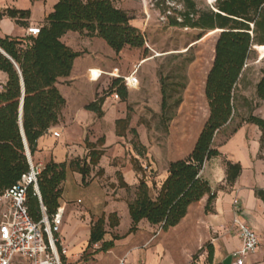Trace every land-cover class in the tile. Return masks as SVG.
Returning <instances> with one entry per match:
<instances>
[{
    "label": "trees",
    "instance_id": "obj_1",
    "mask_svg": "<svg viewBox=\"0 0 264 264\" xmlns=\"http://www.w3.org/2000/svg\"><path fill=\"white\" fill-rule=\"evenodd\" d=\"M173 1L182 5L184 12L180 14L181 21L173 20L171 27L222 31L205 85L209 117L191 154L169 164L168 177L157 191L156 198L152 197L145 179L139 182L134 199L128 201L132 222L130 233H135L142 221L167 232L177 227L187 216L189 208L207 195L209 200L206 212L212 211L215 195L200 174L208 161L221 156L214 147L215 137L234 122L237 116V93L246 64L254 48L264 46V0H215L212 10H200L195 0ZM29 17L28 11L0 10V20L10 18L26 27H29ZM132 21L133 18L116 7L111 0H57L37 36L15 39L0 35V49L10 58L0 53V73L7 77L5 85L0 83V195L16 186L22 176L30 171L20 130L22 98V124L31 157L37 152L38 140L59 123L66 100L57 87L58 81L71 75L75 61L82 55L67 46L62 38L68 33H78L90 39L103 40L116 55L125 49L143 50L147 53L146 35L133 26ZM191 62V59L188 60V63ZM123 80V77L112 80L108 96L117 94L121 101L126 102L129 90ZM185 88L186 85H183L182 89ZM161 91L164 117L169 110L168 97L164 87ZM256 96L258 100H264V72L256 85ZM103 101V98L97 99L86 109L101 115L100 105ZM181 104L180 97L175 107L179 108ZM129 119L127 117L117 123L119 137H123L119 133V127L128 124ZM243 124L257 126L263 132L264 142V119L253 114L242 118L228 138ZM130 133L137 139L132 142L133 150L144 158L147 154L146 147L139 141L134 129ZM85 144L87 148L92 147L88 139ZM102 155V151L93 149L89 151L87 158L75 159L69 164L52 161L47 163L38 177L41 199L33 188L28 190L27 208L32 220L40 222L42 207L50 218L58 213L68 169L79 173L83 185H88L87 178L98 166ZM226 167L227 183L232 185L242 169L239 164L226 163ZM137 171L142 170L139 168ZM120 187L130 189L123 180ZM256 196L264 202V191H256ZM108 222L110 229H116L120 225L117 214L109 215ZM106 234V218L102 216L91 228L87 251L98 244L101 247L95 254L113 249L115 241L120 237L113 236L112 241L104 242ZM87 251L82 257L84 261L92 255ZM203 251L207 253L205 264H211L214 251L210 244H206L190 264H200L199 255Z\"/></svg>",
    "mask_w": 264,
    "mask_h": 264
},
{
    "label": "crops",
    "instance_id": "obj_2",
    "mask_svg": "<svg viewBox=\"0 0 264 264\" xmlns=\"http://www.w3.org/2000/svg\"><path fill=\"white\" fill-rule=\"evenodd\" d=\"M55 2L57 3V0ZM52 3L53 7L44 10L42 17L37 19V22H41V26L53 11L56 3L54 0ZM8 23L11 22L8 21ZM29 27L40 28V26L34 25H29ZM12 29L9 27L4 33L1 31L0 33L3 36L11 37ZM62 41L82 55L75 61L71 75L58 81L57 87L65 98L66 105L61 111L58 125L38 140L37 152L33 158L43 166L51 161L58 164H69L72 160L87 158L89 150L83 145L84 142L88 139L90 144H95L98 135H105L102 132L95 135L93 127L98 117L86 108L99 98L101 90L104 95L108 96L109 91L105 86L108 85L110 88L109 82L105 86H101V82H96L101 74L98 70L104 72L109 66L108 61L117 57L98 39L83 37L78 33H68L62 38ZM98 42L106 55H100L94 48V44ZM115 78L112 77V79ZM0 80L2 81L0 83L5 85L6 75L0 73ZM128 90L130 92L129 87ZM108 97L115 100L113 95ZM75 127L79 129V143L71 142L69 137H65V133ZM203 127L198 130L193 144L188 147L187 157L193 151ZM228 127L224 128L214 140V147L218 149L221 156L208 161L200 174L201 178L209 183L212 194L215 195L211 205L212 211L206 212L209 200L207 195L189 208L187 216L177 227L167 232L162 231L158 226H151L146 221H142L137 231L130 233L132 222L126 192L123 189L120 191L118 188L108 191L104 185H100L98 179L93 180V178L92 183L83 185L82 176L68 169L67 178L70 174L76 176L80 180L81 186L91 190L85 205L80 207L79 205L84 204L80 199L76 201V204L64 200L65 183L63 185L59 209L62 216L60 236L62 248L67 253L62 255V264H65L67 260L80 264H121L123 260L124 264H190L193 257L206 244L213 247L214 254L211 264H235L233 254L239 251L242 245L236 230L232 228L235 199L239 200L238 216L260 239L259 250L249 256L245 260V264H264V202L256 196V191H264L263 132L255 125L243 124L235 134L228 138L230 131L225 140L219 143V136ZM54 132H61V138H54ZM121 142L115 138V144L112 145L115 151L113 161L116 160L114 164L118 168L120 166L121 169L108 167L105 168L106 171L102 169L104 179H109L112 184H116V174L121 172L125 183L130 188L137 187L142 179L147 180L148 177L145 178L146 173L137 171L138 169L122 168L120 160H118L125 151ZM109 147L111 145L109 141H106V145L102 149L105 150ZM171 162L173 161H169L165 167L160 162L152 163L150 170L154 172L153 198H156L157 191L167 179ZM226 163L239 164L242 169L232 185L227 183ZM93 195H95L94 198ZM111 214H117L120 219V225L116 229L109 227L108 217ZM102 216L106 218L107 234L104 237V242L112 241L113 236H118L120 239L115 241L114 248L110 251L95 254L94 252L100 249L101 244L95 245L92 250L87 251L90 232L92 226ZM124 216L128 219L130 227L121 233L120 228ZM86 251L92 255L87 261H84L82 257ZM206 258L207 253L203 251L200 256V264H205Z\"/></svg>",
    "mask_w": 264,
    "mask_h": 264
},
{
    "label": "rangeland",
    "instance_id": "obj_3",
    "mask_svg": "<svg viewBox=\"0 0 264 264\" xmlns=\"http://www.w3.org/2000/svg\"><path fill=\"white\" fill-rule=\"evenodd\" d=\"M111 1L133 18V26L145 33L147 53L143 50L125 49L117 57L108 61L109 66L104 72L98 70L101 74L96 82H101V86H105L108 82L110 86L112 77H123L124 84L127 78L130 99L128 98L126 102L112 100L104 95L103 90L100 91L97 99L103 98L104 101L100 105L101 115L93 112L98 117L94 122L93 130L95 135L101 132L105 135H98L95 144H91L90 148L86 147L85 142L83 145L89 151L93 149L102 151L103 155L96 167L99 168L92 171L87 181L90 184L92 178L93 180L98 179L100 185H104L108 191L115 188L122 190L120 185L125 179L121 172L116 174V184H112L109 179H104V171H102L107 167L121 169L120 166L119 168L115 166L116 160L113 161L115 151L112 145L115 144V138H118L122 141L121 145L125 150L118 159L120 165L124 169L141 168L142 172L146 173L145 178L148 177L146 181L149 184L151 195L154 196L152 187L154 172L150 170L152 163L160 162L165 167L169 161L185 159L188 147L193 144L198 130L208 120L209 108L205 98V85L213 66L215 47L220 32L171 27L173 20L181 21L180 14L184 12L182 5L173 0ZM195 2L200 10H212L215 7L214 0H195ZM52 5V0L42 2L0 0V10L28 11L30 17L27 24L40 27L42 24L37 22V19L42 17L44 10L51 9ZM33 19L36 21H32ZM3 20H0L2 33L12 27V38L24 39L26 37V30L29 27L10 18ZM8 21L11 23L9 24ZM2 33H0L1 36H3ZM98 41L115 55L103 40L98 39ZM99 42L94 44V48L100 55H106ZM255 48L257 51L254 50L251 54L238 89L237 116L226 131L219 136V143L225 140L242 118L250 114L264 118V100L260 101L256 96V85L264 72V46ZM190 59L192 62L188 63ZM183 85H186L185 89H182ZM162 87L166 90L169 108L164 117L161 109ZM105 88L109 90L108 85ZM180 97L182 104L176 108L175 103ZM127 117L130 118L129 122L119 127V133L123 135L119 137L117 123ZM132 129L137 132L139 141L146 147L147 154L144 158L139 157L133 150L132 142L137 139H134L130 133ZM78 130V127L72 128L65 133V137H69L71 142L79 143ZM106 141H109L111 147L104 150L102 148L106 145ZM100 142L103 143L100 144ZM32 159L37 165V161L33 157ZM90 190L81 186L80 180L70 174L65 182L64 200L76 204V201L80 199L84 204L79 206L83 207L90 196ZM123 190L126 192L127 202L134 199L136 187ZM129 227L128 219L124 216L120 232L126 231ZM67 233H69L68 230ZM201 255L202 253L199 255V260ZM73 262L67 260L65 264H80Z\"/></svg>",
    "mask_w": 264,
    "mask_h": 264
},
{
    "label": "built area",
    "instance_id": "obj_4",
    "mask_svg": "<svg viewBox=\"0 0 264 264\" xmlns=\"http://www.w3.org/2000/svg\"><path fill=\"white\" fill-rule=\"evenodd\" d=\"M215 2V0H214ZM39 27H29L26 37H35ZM127 88L129 82L126 79ZM119 100L117 94L113 95ZM54 138H61V132H54ZM30 171L22 176L12 189L0 195V264H62V255L67 252L62 248L60 229L62 216L58 213L48 217L42 207V218L36 223L27 208V194L33 188L40 198L38 177L44 166L33 163L28 151ZM234 218L232 228L236 230L241 249L233 254L235 264H245V260L255 254L260 247L258 235L238 216L239 200H234ZM124 260L121 264H124Z\"/></svg>",
    "mask_w": 264,
    "mask_h": 264
},
{
    "label": "water",
    "instance_id": "obj_5",
    "mask_svg": "<svg viewBox=\"0 0 264 264\" xmlns=\"http://www.w3.org/2000/svg\"><path fill=\"white\" fill-rule=\"evenodd\" d=\"M221 33L222 31H220V34ZM254 50L257 51L256 48H254ZM0 53H2L5 57L10 59L1 49H0ZM20 76H21V73H20ZM21 80H22V77H21ZM22 87H23V80H22ZM23 95H24V87H23ZM22 116H23V98H22L21 107H20V130H21V135L23 137L24 144L27 150V155H28V147H27V142H26L25 135H24V130H23Z\"/></svg>",
    "mask_w": 264,
    "mask_h": 264
}]
</instances>
